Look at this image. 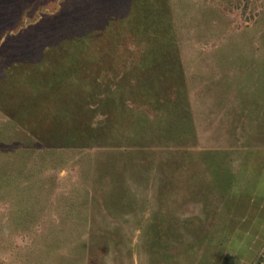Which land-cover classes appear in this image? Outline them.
<instances>
[{
    "label": "rangeland",
    "instance_id": "374dc122",
    "mask_svg": "<svg viewBox=\"0 0 264 264\" xmlns=\"http://www.w3.org/2000/svg\"><path fill=\"white\" fill-rule=\"evenodd\" d=\"M0 264H264V0H0Z\"/></svg>",
    "mask_w": 264,
    "mask_h": 264
},
{
    "label": "trees",
    "instance_id": "16d2710c",
    "mask_svg": "<svg viewBox=\"0 0 264 264\" xmlns=\"http://www.w3.org/2000/svg\"><path fill=\"white\" fill-rule=\"evenodd\" d=\"M148 4H149V2H148ZM150 5H151V4H150ZM86 28H87V27H86ZM86 28L80 26L79 29H78V27H76V30H78V36H79L80 38H77V37H75V38H76V40H78L79 45L82 43L81 40H84V38H86V37L83 36V31L86 30L85 34H87V31L89 30V29H86ZM81 35H82V36H81ZM81 45H82V44H81ZM80 48H81V46H80ZM77 51H79V50H74V51L72 52V54H76ZM72 56H73V55H72ZM74 58H75V57L72 58V62H73V63H75L76 61H78L76 58H75V59H74ZM77 66H78V63H76L75 66H72V68H73L74 71H77ZM64 68L67 70L68 67L65 66ZM68 111H69V110H68ZM67 114H69V112H68ZM171 131H173V130H171ZM77 137H78V134H77ZM68 140L70 141V138L67 139V141H68Z\"/></svg>",
    "mask_w": 264,
    "mask_h": 264
}]
</instances>
